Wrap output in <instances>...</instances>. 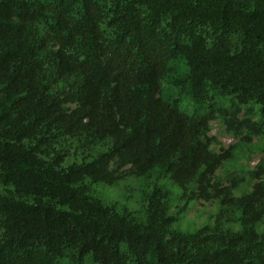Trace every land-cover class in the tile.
Masks as SVG:
<instances>
[{
  "label": "trees",
  "instance_id": "obj_1",
  "mask_svg": "<svg viewBox=\"0 0 264 264\" xmlns=\"http://www.w3.org/2000/svg\"><path fill=\"white\" fill-rule=\"evenodd\" d=\"M175 59L204 113L162 96ZM217 120L264 152V0H0V264H264V167L236 196ZM155 168L220 201L216 224L174 230L159 188L140 215L93 192Z\"/></svg>",
  "mask_w": 264,
  "mask_h": 264
},
{
  "label": "rangeland",
  "instance_id": "obj_2",
  "mask_svg": "<svg viewBox=\"0 0 264 264\" xmlns=\"http://www.w3.org/2000/svg\"><path fill=\"white\" fill-rule=\"evenodd\" d=\"M188 69L189 65L183 59H175L171 62L169 75L164 80L162 96L169 101H176L180 108L190 113H204L207 104H199L191 99L187 81ZM219 104L223 103L219 102ZM212 128L211 135L216 136L219 141L216 146L218 150L228 149L237 146L239 143L243 144L237 148L235 160L225 163L217 172V177L223 178L224 183L229 185L231 184L230 175L233 173L236 177L241 178L235 195L241 196L249 193L255 181L251 172L257 171L260 166L264 167V152L261 149L263 139L259 136H253V140L243 141L241 136L228 132L219 120L212 124ZM104 150L105 148L99 145L92 148L89 154L94 157ZM73 154V157L68 158L67 163L82 161L84 153L81 150L77 154L74 152ZM86 181L89 182V180ZM155 188L164 192V199L169 205V213L176 217L173 224L174 230L196 233L201 228L214 226L220 217L222 209L220 201L208 202L193 197L192 191L186 194L184 188L174 181L169 173H164L158 168L146 175L128 174L113 184L103 181L93 184L94 194L105 203L117 204L139 215L144 209L148 195ZM4 189H14V186L6 185L0 181V191ZM241 215L240 209L231 208L222 217L223 227L234 231L241 230L243 227ZM256 229L264 235V219L256 224ZM60 264H69L68 259H61ZM85 264H93L91 257H87Z\"/></svg>",
  "mask_w": 264,
  "mask_h": 264
}]
</instances>
